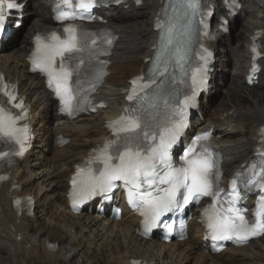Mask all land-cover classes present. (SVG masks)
I'll use <instances>...</instances> for the list:
<instances>
[{
	"label": "bare ground",
	"instance_id": "obj_1",
	"mask_svg": "<svg viewBox=\"0 0 264 264\" xmlns=\"http://www.w3.org/2000/svg\"><path fill=\"white\" fill-rule=\"evenodd\" d=\"M19 1L26 3V30L16 34L4 46L0 55V72L5 74L8 81L19 85L20 94L31 105L37 143L26 160L16 163L11 169L10 181L0 186V255H7L4 258L6 263L9 264L11 258V264H44L43 262L51 259L62 264H81L73 260L79 252L86 259L87 254L94 257L86 261L88 264H96V261L99 263L104 257L105 264H131L133 260L156 264H187L188 259L196 264H257L264 259L262 240L242 249L228 248L217 256L205 253L201 242L202 229L197 225V219L191 225L188 242L167 245L137 237L135 231L139 220L126 209L122 221H105L86 212L79 216L70 213L67 196L75 166L84 161L91 149L109 137L106 122L120 113L129 80L148 69L149 64L145 61L152 57L156 41L154 21L165 0H144V5L140 8L135 6V0H128L125 5L102 13L107 20L104 27L118 36L110 59V76L97 97L98 102H106L108 108L97 115L75 121H67L57 115L56 104L44 89L43 81L27 71L26 59L32 49V38L36 33L55 27L52 19L53 1ZM240 1L242 9L230 28L236 29L238 22L242 20L240 26L244 28L245 35L241 40L231 43V38L216 33L212 44L218 55L212 81V96L216 98L225 92L224 87L231 88L226 84L227 64L236 63L239 70L236 77L241 75L246 66H241V62L250 61L251 37L256 31H264V0ZM141 10L144 12L139 13ZM141 18L145 19L143 26H139L140 22L136 21ZM262 64L264 65V60ZM228 74L231 75L229 72ZM231 85L235 86L236 93L233 101L228 103L230 107L223 111L204 113L206 120L199 129L214 126L217 134L214 143L221 149L225 160L224 169L229 174L253 157L260 128L264 126V108L261 107V102L258 99L252 100L251 109H243L241 105H237L238 99L241 97L242 101H251L252 91L245 90L240 80ZM229 98L232 99V95ZM208 105L209 103L202 109H207ZM251 126L252 131L248 132ZM60 136L70 140L61 149L57 143ZM229 136H236V139L232 140ZM15 186L19 188L14 189ZM24 195L35 199V218H29L25 214L18 218L12 209L13 199ZM47 209L64 220L62 225L56 226L47 218L46 226L61 231L62 240L68 241L76 253L71 255V250L64 246L57 252L50 251L46 240H42L40 236L30 237L29 233L38 228L37 222Z\"/></svg>",
	"mask_w": 264,
	"mask_h": 264
},
{
	"label": "snow or ice",
	"instance_id": "obj_2",
	"mask_svg": "<svg viewBox=\"0 0 264 264\" xmlns=\"http://www.w3.org/2000/svg\"><path fill=\"white\" fill-rule=\"evenodd\" d=\"M61 3L68 9L73 7V0H61ZM94 4L95 0H75V7L79 9L88 10ZM7 6L19 7L13 4ZM183 7L190 23L200 10V0H184ZM3 8V0H0V28H2ZM77 18V15L70 11H58L56 15L57 20ZM63 31L68 34L66 39H61L55 33L47 38L36 37V49L31 58L32 70H39L48 77L49 87L62 102L61 110L71 115L72 101L75 99L73 85L80 84L81 68L85 64L81 53L87 49L89 62L94 57L107 53L92 50L91 46L96 45V40L86 35H78L75 27L70 26ZM171 31L172 28L169 29L170 33ZM199 71L197 69L192 75L193 85L197 83L196 75ZM165 72L166 69L160 71L159 75L163 76ZM89 74L93 75L95 80H100L106 75L102 71ZM132 83L134 87L128 97L129 100L137 96L138 81L134 80ZM155 83L156 76L153 74L149 83L142 85V89L150 88ZM159 86L157 85V88ZM0 91L7 98L0 104L23 109L22 102L14 103L16 97L8 91L7 85H4ZM194 95L195 90L192 96H185L181 102L183 107L172 114L177 118L169 117L164 124L160 123L156 103H151L147 107H134L130 112L126 111L118 121L110 124L114 138L104 144L99 155L95 157V160L102 165L99 175H92L89 172L80 181L79 191L73 193L74 198L77 196L84 198L97 190L108 191L114 186V181H122L129 187L133 197L132 202L145 217V232H147L166 212L179 209L193 200L199 201L202 196H208L214 201L212 210L205 212L209 235L213 241L233 239L243 241L250 236L264 235V195L260 196L258 210L251 221L244 214L245 210L238 207L240 201L244 199L237 186L239 176L232 179L231 190L223 193L222 198V190L219 188L220 172L216 162L209 149L200 144L201 141L207 140V133L195 137L194 143L181 157L183 161L181 165L175 166L172 163L170 149L178 142L186 127L184 117L187 107L193 102ZM161 99L163 104H168L167 99ZM26 114L22 111L14 116L10 109L0 106V141L20 145L21 153L26 129L17 127V121ZM5 155L6 153H0V159ZM80 171L84 173L83 169ZM249 173L244 181L247 191L259 188L264 192V164L251 165ZM73 184L76 185L77 180L74 179ZM221 202L224 206L218 209L216 204Z\"/></svg>",
	"mask_w": 264,
	"mask_h": 264
},
{
	"label": "rangeland",
	"instance_id": "obj_3",
	"mask_svg": "<svg viewBox=\"0 0 264 264\" xmlns=\"http://www.w3.org/2000/svg\"><path fill=\"white\" fill-rule=\"evenodd\" d=\"M136 21H138V23L140 22L139 26H143V24L145 23V19H142V18L139 20H136ZM241 23H242V21L239 22L237 29L232 31L231 38L233 39V42H237L238 40H241L242 37L245 35L244 34V28L242 26H240ZM136 24H137V22H136ZM237 31H238V34H237ZM231 64L232 65L228 64L227 69H226L231 74V75H229L228 72L226 74V77L228 78L227 79L228 85L231 86V88H226V91L224 93H222V94H224L223 96L219 95L216 99L212 98V105H213V111L212 112L217 111V110L223 111L225 108L230 107L228 103H229V101H233V97H235L234 94L236 93V92H234L235 86L231 85V84H233L234 82H238L239 80L241 82H243V80H244L243 74L241 76L236 77L237 76L236 73L238 72V68H236L237 66H234V63H231ZM227 89H228V91H227ZM231 95H232V99L229 98V97H231ZM240 98L238 99L237 105H241L240 107H242L243 109H251V107L253 106L252 100H256V99H258L261 102L260 105H262L261 107L264 108V84H261L256 89L252 90L251 101L245 100V99H244V101H242V99L240 100ZM251 129H252V126L248 129V131H252ZM47 218L50 219L52 222H54L56 226L62 225L63 224L62 221L64 220L62 217L55 216L51 209H47L45 211V213L42 215V218L40 220H38V222H37L39 225L38 228L29 233L30 237L35 238L37 236H40V238L42 240H47L49 243H57L58 247H61V246L66 247L67 250L68 249L71 250V254L76 253L75 248H71L70 245L68 244V241L62 240V232L61 231L57 230L55 227L51 226L48 228V226H46L45 219H47ZM6 256H5V254L0 255V264H7L6 263L7 261L4 260V258ZM83 256L84 255L82 254V252H79L77 254V256L74 257L73 260L76 261V263L80 262L81 264H88V262H86V261L91 260V258L94 259V257H92V255H90V254H87V256H88L87 259L84 258ZM104 258L105 259H103L99 263L96 261V264H105L104 260H106V257H104ZM83 259L85 262L82 261ZM10 260H11V258H10ZM10 260L8 261L9 264H11ZM259 262L260 263H258V264H264V259L260 260ZM43 263L44 264H62V263H59L56 259L47 260ZM37 264H42V263L37 262ZM187 264H196V263L193 260L190 261V259H188Z\"/></svg>",
	"mask_w": 264,
	"mask_h": 264
}]
</instances>
